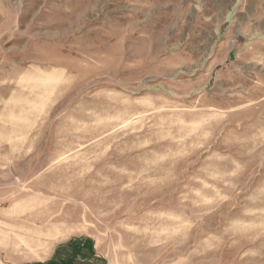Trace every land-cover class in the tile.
<instances>
[{"label": "rangeland", "instance_id": "obj_1", "mask_svg": "<svg viewBox=\"0 0 264 264\" xmlns=\"http://www.w3.org/2000/svg\"><path fill=\"white\" fill-rule=\"evenodd\" d=\"M0 0V264H264V7Z\"/></svg>", "mask_w": 264, "mask_h": 264}, {"label": "crops", "instance_id": "obj_2", "mask_svg": "<svg viewBox=\"0 0 264 264\" xmlns=\"http://www.w3.org/2000/svg\"><path fill=\"white\" fill-rule=\"evenodd\" d=\"M237 1H241L242 2L243 0H237ZM247 1H251L250 3H247L248 6L264 7V0H247Z\"/></svg>", "mask_w": 264, "mask_h": 264}]
</instances>
